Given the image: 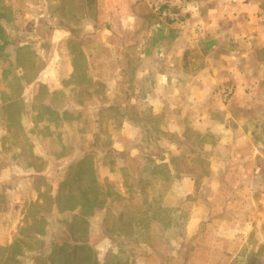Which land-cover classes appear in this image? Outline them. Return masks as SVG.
<instances>
[{"label": "rangeland", "instance_id": "rangeland-1", "mask_svg": "<svg viewBox=\"0 0 264 264\" xmlns=\"http://www.w3.org/2000/svg\"><path fill=\"white\" fill-rule=\"evenodd\" d=\"M26 1L0 8V264H264V42L241 62L250 112L216 136L195 103L171 118L123 103L147 89L133 64L120 87L118 55L107 70L46 71L57 46L102 50L103 38L57 45L53 18L26 21ZM164 5L158 21L185 23Z\"/></svg>", "mask_w": 264, "mask_h": 264}, {"label": "crops", "instance_id": "crops-1", "mask_svg": "<svg viewBox=\"0 0 264 264\" xmlns=\"http://www.w3.org/2000/svg\"><path fill=\"white\" fill-rule=\"evenodd\" d=\"M4 1L0 0V8H8L5 4L11 3ZM26 3V21L34 18L35 22H40L43 16L50 18L49 22L54 19L51 23L57 28L50 40L57 45L61 40L81 39L89 43L97 39L99 33L103 38L102 50L84 48L77 52L65 47L66 44L57 46L49 53L52 67H46V71H66L74 75L81 71L107 70L109 62L118 55L120 87L126 82L128 64H133L132 70L137 73L133 77L134 86L147 89L142 98L137 95L123 103H144L157 118L160 114L170 118L177 115L175 108L181 102L195 103L201 109L197 117L199 123L220 128L221 131H214L216 136L232 134L231 122L250 112L249 97L240 94L248 84L251 91L253 87L244 77L241 62L252 59L260 40L264 42V0H29ZM158 4L175 8L185 23L163 25L155 15ZM195 28H200L201 33ZM116 33L119 43L111 42ZM232 73L234 78L224 83V75L231 77ZM231 87L236 96L224 101L220 91ZM192 88L201 94L193 98L181 96L182 101L170 95V91L184 89L189 95ZM249 88L246 93H250ZM216 110L222 112L221 124L212 122L216 119L213 115ZM164 132L168 136L175 134L171 129ZM240 136L247 142L253 133ZM217 150L224 149L220 145ZM139 151L152 153L146 146ZM246 179L244 177V182Z\"/></svg>", "mask_w": 264, "mask_h": 264}, {"label": "built area", "instance_id": "built-area-1", "mask_svg": "<svg viewBox=\"0 0 264 264\" xmlns=\"http://www.w3.org/2000/svg\"><path fill=\"white\" fill-rule=\"evenodd\" d=\"M164 15L166 16V17H169V19L171 18V20H174V19H172L173 18V15L170 13V12H164ZM232 95V93L230 94V96Z\"/></svg>", "mask_w": 264, "mask_h": 264}]
</instances>
